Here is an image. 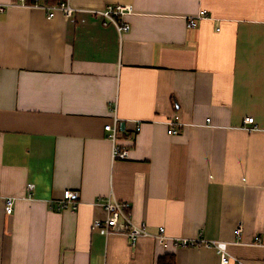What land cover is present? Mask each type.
<instances>
[{
  "label": "crops",
  "instance_id": "0c3cea01",
  "mask_svg": "<svg viewBox=\"0 0 264 264\" xmlns=\"http://www.w3.org/2000/svg\"><path fill=\"white\" fill-rule=\"evenodd\" d=\"M26 3L0 0V196L17 198L11 215L0 203V264H222L213 248L101 235L110 196L152 234L264 264V0ZM60 3L80 12L48 17ZM109 5L132 8L129 33L93 13ZM116 118L127 159L105 129ZM66 190L76 209H58Z\"/></svg>",
  "mask_w": 264,
  "mask_h": 264
},
{
  "label": "built area",
  "instance_id": "2783aa9c",
  "mask_svg": "<svg viewBox=\"0 0 264 264\" xmlns=\"http://www.w3.org/2000/svg\"><path fill=\"white\" fill-rule=\"evenodd\" d=\"M25 4L26 1L22 0ZM27 4V3H26ZM30 6H39V0H34L32 4H27ZM46 15L48 17H53L54 12L60 11L67 17H72L75 13L80 12V10L75 9L69 3H60L56 7L44 8ZM132 12L131 7L121 6V5H109L107 8L101 11H94V14L99 15L104 19V25L114 26L120 35L129 33L131 30L130 24L125 22L124 17ZM207 16L206 11H201L200 14L188 20V28L194 29L198 22ZM117 123L116 118L115 125H106L105 129L110 133V139L113 143V158L127 159L129 157V150H123L118 144L117 137ZM170 130L168 133L170 135H176L179 133V129L184 125L182 123L169 122ZM178 127V128H176ZM243 127L248 131L260 130L259 125L256 123L253 117H246L244 119ZM31 188V187H30ZM17 198L15 197H4L0 196V203L4 206L5 211L8 215L14 212V205ZM80 204V196L77 191L66 190L63 192L62 199L58 203V209H76ZM101 205L104 207L107 217L103 220L98 219L94 221V227L98 229L99 233L103 236L110 235H124L128 237L132 244H135L137 240L141 237H153L154 239L165 245L169 241H173L176 247H193V246H203L207 248H213L216 250L220 256L222 264H230L232 261L240 264L238 259L233 258L228 253L229 243L223 241H208L202 238L196 239H185V238H170L165 234V230L160 228L158 234H152L147 226L143 223L137 224L133 220L131 204L128 202H123L117 200L115 197L110 196L108 199L101 201ZM241 229H238V233Z\"/></svg>",
  "mask_w": 264,
  "mask_h": 264
},
{
  "label": "trees",
  "instance_id": "16d2710c",
  "mask_svg": "<svg viewBox=\"0 0 264 264\" xmlns=\"http://www.w3.org/2000/svg\"><path fill=\"white\" fill-rule=\"evenodd\" d=\"M158 264H176L175 257L174 256H167L164 259H160Z\"/></svg>",
  "mask_w": 264,
  "mask_h": 264
},
{
  "label": "water",
  "instance_id": "95a60500",
  "mask_svg": "<svg viewBox=\"0 0 264 264\" xmlns=\"http://www.w3.org/2000/svg\"><path fill=\"white\" fill-rule=\"evenodd\" d=\"M121 126H124V123H122Z\"/></svg>",
  "mask_w": 264,
  "mask_h": 264
}]
</instances>
